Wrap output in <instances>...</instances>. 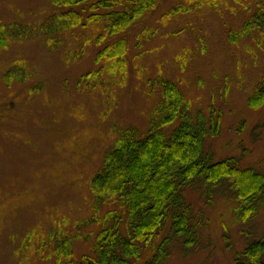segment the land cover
I'll use <instances>...</instances> for the list:
<instances>
[{"label":"rangeland","instance_id":"374dc122","mask_svg":"<svg viewBox=\"0 0 264 264\" xmlns=\"http://www.w3.org/2000/svg\"><path fill=\"white\" fill-rule=\"evenodd\" d=\"M100 1L78 8L84 22L110 12ZM126 1L115 0L113 10ZM158 3L98 45L106 19L57 32L62 9L50 0H0V264H54V228L73 237L75 258L90 253L100 219L114 208L92 211L91 180L129 129L142 134L158 122L162 81L184 94L189 122L207 132L213 160L235 158L264 173V107L248 106L264 80V0ZM117 42L126 46L123 70L97 62ZM196 183L188 198L197 242L182 249L173 239L165 264H236L249 244L264 241V198L242 223L229 180ZM170 230L169 219L139 264Z\"/></svg>","mask_w":264,"mask_h":264},{"label":"trees","instance_id":"16d2710c","mask_svg":"<svg viewBox=\"0 0 264 264\" xmlns=\"http://www.w3.org/2000/svg\"><path fill=\"white\" fill-rule=\"evenodd\" d=\"M114 1L97 3L111 9L110 12L95 13L84 22L78 8L92 0H50L62 9L56 15L57 32L72 31L106 19L108 24L103 25L104 33L98 37V45H101L107 36L123 33L159 4L158 0H127L124 4L128 6L124 10H113ZM244 30L246 33L247 27ZM125 56L124 42H117L104 49L97 62L104 59L113 69L123 70L126 67ZM95 74L90 72L84 78ZM160 84L162 98L157 110L155 108L158 122L152 123L142 134L138 129H129L91 180L92 211L99 212L105 205L114 208L100 219L101 228L92 242L90 253L75 258L73 237H65L61 230L54 228L48 235L56 240L51 257L54 264H139L144 249L154 244L165 222L170 219V235L156 250L153 249L152 257L145 263L165 264L173 239L175 245L182 246V249H188L197 242L199 225L193 222V204L188 194L196 192V182L203 180L210 186L229 180L236 200V216L242 223L255 218L264 198V173L240 168L235 158L213 160L204 147L207 132L189 122L184 94L173 82L162 81ZM248 106L254 110L264 107V80L249 97ZM177 121L180 125L167 132L166 129ZM213 128L217 132L219 126L215 124ZM213 128L211 135L215 134ZM236 264H264V241L249 244L237 255Z\"/></svg>","mask_w":264,"mask_h":264}]
</instances>
